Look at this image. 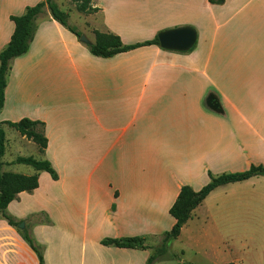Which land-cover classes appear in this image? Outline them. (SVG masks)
Here are the masks:
<instances>
[{
  "label": "crops",
  "instance_id": "crops-1",
  "mask_svg": "<svg viewBox=\"0 0 264 264\" xmlns=\"http://www.w3.org/2000/svg\"><path fill=\"white\" fill-rule=\"evenodd\" d=\"M42 1L0 0V53L15 30L11 16H20L28 6ZM133 2L104 0L105 16L112 22ZM205 2L208 7L217 5ZM184 7L186 10L172 21L182 20L186 22L182 26H192L198 32L195 48L184 53L152 45L109 59L98 58L52 16L42 23L37 20L38 30L29 52L10 63L5 105L0 112V122L29 118L45 124L48 147L44 152L19 132L12 139L14 148L31 146L40 160L52 163L59 175L57 181L50 176V185L56 188L52 196L44 194L46 201L37 210L48 209L49 201L60 199L72 212H86L88 224L89 215L101 213L114 201L118 220L110 226L96 216L91 229L101 231L105 225L111 228L108 236L112 238L155 235L157 229L147 225V232H143L144 228H136V223L142 227L144 214H170L183 186L199 191L212 177L246 171L253 165L264 166V81L260 94L237 95V84L249 87L258 83L256 73L243 81L241 67L232 68L233 59L225 57L230 51L226 40L238 42H232L225 22L217 16L198 20L191 14V7ZM108 33L120 36L127 45L151 40L126 39L113 28ZM204 40L206 46L201 49ZM262 75L264 79V68ZM209 89L215 94L210 95ZM208 102L216 103L215 108ZM3 127L6 153L2 171L12 172L4 167L16 165L15 161L23 156L4 161L10 142L7 130L14 129L6 124ZM138 150L139 162L136 156L130 160L129 153ZM68 177L74 182L85 177L86 181L80 187L72 182L74 192L68 193ZM261 178L264 176L218 187L190 220L202 210L209 221L218 224L222 207L216 199L229 189L233 194L236 187ZM43 179L40 172L39 188L21 193L8 206L16 222L27 219L28 212L16 215L10 208L19 211L26 194L38 195ZM146 185L149 189L143 188ZM58 188L64 192L58 194ZM170 223L173 227L174 218ZM104 247L132 252L134 257L147 250ZM96 252L93 250L94 259ZM31 256L36 254L17 228L0 216V264H26Z\"/></svg>",
  "mask_w": 264,
  "mask_h": 264
},
{
  "label": "rangeland",
  "instance_id": "rangeland-1",
  "mask_svg": "<svg viewBox=\"0 0 264 264\" xmlns=\"http://www.w3.org/2000/svg\"><path fill=\"white\" fill-rule=\"evenodd\" d=\"M82 1L55 0L60 9L68 13L69 23L76 26L91 41L95 40V31L108 33L112 28L122 32L126 39H152L161 30L186 23L182 20L172 21L186 10L184 4L191 7V14L196 15L198 20L206 18L209 20L211 16H217L225 22V29L228 30L229 37L233 38L232 42H238L233 44L226 40L230 51L225 57L233 59L232 68L241 67L243 81H247L252 74H257V84L249 87L246 83L237 84L236 94H248L251 97L261 93V83L264 81L262 79L264 0H226L225 4L210 5V7L206 2L204 3L205 0H134L133 3H128L126 10L115 15L112 22L110 21L112 19L105 16L104 0L90 1L92 7H97V12L80 11L78 5ZM207 3L210 2L207 0ZM50 16L49 9L46 8L38 19L39 23L45 22ZM194 26L199 28L197 23ZM80 44L84 45L81 42ZM200 45L201 49L204 48L206 40ZM208 93L215 94L212 89H209ZM208 105L215 108L216 103L214 105L213 102H208ZM15 134L17 131L7 130L10 142L4 161L19 156H34L35 159L40 160L39 154L31 146L13 147L12 139ZM134 156L139 162L140 151L129 153L130 160ZM4 169L20 174L28 172L29 175L36 172L31 166L17 164L5 166ZM41 176L44 177V181L38 195L26 194L22 198L21 205L18 206L19 211H15L13 207L10 208V212L16 215L28 212L27 219L18 222L25 223L24 230L18 227L17 230L20 235L26 233L31 236L34 243L41 248L46 264H145L148 259H144L145 256L155 253L156 248L163 243L164 232L172 228L170 221L173 218L170 214L166 215L165 212L144 214V224L141 227L140 223H136V228H144L143 232H147L145 227L149 225L152 229L158 230L155 235L141 236L145 238V245L148 247L146 251H142L139 257H134L132 252L107 249L102 246L101 241L112 238L108 236L111 228L104 225L100 231L91 227L95 225L96 216H100L104 224L112 226L120 216L117 203L112 201L104 211L102 209L101 213L89 215L88 224L86 212L74 213L70 210V206L60 199L49 201L48 209L37 210L46 201L44 194L52 196L56 188L50 185L49 174L41 172ZM75 181L68 177L66 185L68 193L74 192L70 187L72 182L73 185L80 187L81 182L86 180L85 177H81ZM143 188L149 189V186ZM58 189V194L64 192L62 188ZM263 195L264 178L253 180L243 187H236L233 194L230 189L226 194L223 192L216 199L222 207V211L218 213L222 221L214 224L207 219L202 210L196 212L194 219L184 226L179 238L167 243L168 253L155 264H264ZM67 199L64 197V200ZM159 209L164 210L162 207ZM113 249L117 248L113 247ZM93 250L97 251V259H94ZM26 264H39L37 256L29 257Z\"/></svg>",
  "mask_w": 264,
  "mask_h": 264
},
{
  "label": "trees",
  "instance_id": "trees-1",
  "mask_svg": "<svg viewBox=\"0 0 264 264\" xmlns=\"http://www.w3.org/2000/svg\"><path fill=\"white\" fill-rule=\"evenodd\" d=\"M91 0H83L78 8L82 12H97V9L91 6ZM211 4H221L224 0H208ZM48 8L54 20L63 27L80 38L83 34L78 28L69 23L68 13L62 11L55 0H44L34 6H28L25 12L20 16H11L15 24V30L9 44L0 53V112L5 105L7 76L10 71L12 60L26 55L31 47L36 32L38 30L37 20ZM160 46L158 37L136 44H125L121 37L113 33H104L95 31V41L88 45L90 53L98 58L109 59L118 54L126 53L145 46ZM7 125L19 132L22 136L35 142L41 152L48 147V138L45 135V124L41 121L23 118L18 122H0V216L4 218L9 225L17 228L19 223L8 213V206L23 193H32L39 188V173L47 172L53 180L57 181L59 175L52 163L48 160H37L33 157H19L15 163L31 166L36 173L33 175H23L13 172L2 171V158L6 153V132L3 125ZM264 176V166H251L244 172L222 174L219 177H212L210 183L201 190L195 191L192 187L183 186L176 202L170 209V215L174 218L175 224L172 229L164 233V239L161 246L151 255L145 264H155L168 253L167 243L170 240L177 239L182 233L184 226L192 218L193 212L204 202L208 195L220 186L243 182L254 176ZM24 240L37 256L39 264H46L45 256L40 247H38L30 235L22 234ZM101 244L107 247H116L121 249H140L146 250L145 239L142 237H123L106 238ZM233 264V263H229Z\"/></svg>",
  "mask_w": 264,
  "mask_h": 264
},
{
  "label": "water",
  "instance_id": "water-1",
  "mask_svg": "<svg viewBox=\"0 0 264 264\" xmlns=\"http://www.w3.org/2000/svg\"><path fill=\"white\" fill-rule=\"evenodd\" d=\"M157 37L162 49L184 53L195 48L198 41V32L192 26H182L159 31ZM80 41L86 45L91 44V41L85 35L80 37ZM18 227L24 230L25 223H21Z\"/></svg>",
  "mask_w": 264,
  "mask_h": 264
}]
</instances>
